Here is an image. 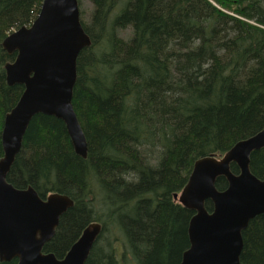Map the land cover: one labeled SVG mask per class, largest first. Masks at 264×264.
Returning a JSON list of instances; mask_svg holds the SVG:
<instances>
[{
  "label": "trees",
  "instance_id": "16d2710c",
  "mask_svg": "<svg viewBox=\"0 0 264 264\" xmlns=\"http://www.w3.org/2000/svg\"><path fill=\"white\" fill-rule=\"evenodd\" d=\"M77 1L90 45L76 59L72 104L86 157L74 152L61 120L39 113L6 180L73 201L47 252L63 255L97 222L85 264H179L194 212L173 194L196 159L223 155L264 127V0ZM41 2L0 0V135L23 91L6 83L3 66L15 53L1 42L28 25ZM249 169L264 179V147L252 151ZM230 170L239 172L235 163ZM226 186L218 177L217 189ZM242 241L240 264H264V212Z\"/></svg>",
  "mask_w": 264,
  "mask_h": 264
},
{
  "label": "water",
  "instance_id": "95a60500",
  "mask_svg": "<svg viewBox=\"0 0 264 264\" xmlns=\"http://www.w3.org/2000/svg\"><path fill=\"white\" fill-rule=\"evenodd\" d=\"M1 45L7 54L16 53L4 64L6 83L23 85V91L4 115L0 135V261L16 258V264H85L100 223L88 224L63 258L43 253L60 216L73 201L58 192L41 198L33 187L15 188L6 180L27 126L39 113L61 120L74 152L86 157L85 136L72 104L76 59L90 45L80 23L78 1L42 0L33 21L9 33ZM262 147L264 127L223 155L194 162L186 184L173 196L194 212L187 226L188 247L179 264H240L242 231L264 212V179L249 169L250 154ZM232 163L239 169L237 174L230 170ZM220 176L227 181L222 190L216 187ZM206 201L211 209L206 208Z\"/></svg>",
  "mask_w": 264,
  "mask_h": 264
},
{
  "label": "bare ground",
  "instance_id": "6f19581e",
  "mask_svg": "<svg viewBox=\"0 0 264 264\" xmlns=\"http://www.w3.org/2000/svg\"><path fill=\"white\" fill-rule=\"evenodd\" d=\"M40 5H41V4H40ZM39 8H40V7H39ZM32 21H33V20H32ZM32 21H31V22H32ZM31 22H30V23H31ZM30 23H29V24H30ZM29 24H28V25H29ZM22 26H27V25H22ZM20 27H21V26H20ZM18 28H19V27H18ZM18 28H17V29H18ZM14 30H16V29H14ZM14 30H12V31H14ZM12 31H11V32H12ZM11 32H9V33H11ZM9 33H8V34H9ZM8 34H7V35H8ZM7 35H6V36H7ZM6 36H5V37H6ZM5 37H4V38H5ZM1 43H2V42H1ZM1 46H2V45H1ZM2 49H3V48H2ZM3 50H4V49H3ZM4 51H5V50H4ZM5 52H6V51H5ZM6 53H7V52H6ZM14 53H15V52H14ZM14 53H13V54H14ZM15 54H16V53H15ZM8 55H9V54H8ZM10 55H12V54H10ZM8 62H10V61H8ZM5 63H6V62H5ZM5 63H4V64H5ZM3 67H4V66H3ZM4 71H5V70H4ZM6 113H7V112H6ZM6 113H5V114H6ZM3 119H4V118H3ZM77 119H78V118H77ZM78 122H79V121H78ZM79 124H80V123H79ZM65 129H66V128H65ZM66 133H67V131H66ZM67 135H68V134H67ZM68 137H69V136H68ZM247 138H248V137H247ZM69 139H70V137H69ZM244 139H245V138H244ZM85 140H86V139H85ZM241 140H242V139H241ZM70 142H71V140H70ZM237 142H238V141H237ZM234 144H235V143H234ZM234 144H233V145H234ZM71 145H72V144H71ZM233 145H232V146H233ZM232 146H231V147H232ZM231 147H230V148H231ZM72 148H73V146H72ZM230 148H229V149H230ZM250 155H251V154H250ZM219 156H220V155L215 156V157H219ZM196 160H197V159H196ZM196 160H195V161H196ZM195 161H194V162H195ZM193 164H194V163H193ZM192 167H193V166H192ZM178 193H179V192H178ZM178 193H174V194H178ZM174 194H173V196H174ZM100 226H101V225H100ZM100 230H101V227H100ZM99 232H100V231H99ZM98 234H99V233H98ZM95 240H96V239H95ZM94 242H95V241H94ZM92 245H93V244H92Z\"/></svg>",
  "mask_w": 264,
  "mask_h": 264
},
{
  "label": "flooded vegetation",
  "instance_id": "af4514ba",
  "mask_svg": "<svg viewBox=\"0 0 264 264\" xmlns=\"http://www.w3.org/2000/svg\"><path fill=\"white\" fill-rule=\"evenodd\" d=\"M10 183V182H9ZM13 186V185H12ZM13 187H15V186H13ZM15 188H18V187H15ZM24 188H26V187H24ZM19 189H23V188H19ZM42 198H44V197H42ZM68 251V250H67ZM67 251H65L64 253H63V255H61V256H56L55 254V257L57 258V259H61V258H63V256L65 255V253L67 252ZM42 252L43 253H48L47 251H45L44 250V246H43V248H42ZM13 259H15L16 260V263H17V259L16 258H13ZM13 259H11V260H13ZM11 260H9V261H11ZM9 261H0V263H2V262H9Z\"/></svg>",
  "mask_w": 264,
  "mask_h": 264
},
{
  "label": "rangeland",
  "instance_id": "374dc122",
  "mask_svg": "<svg viewBox=\"0 0 264 264\" xmlns=\"http://www.w3.org/2000/svg\"><path fill=\"white\" fill-rule=\"evenodd\" d=\"M91 8V5L88 1H83V9L88 11Z\"/></svg>",
  "mask_w": 264,
  "mask_h": 264
}]
</instances>
